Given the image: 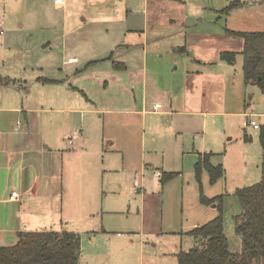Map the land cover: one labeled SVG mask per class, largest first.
Listing matches in <instances>:
<instances>
[{
  "label": "rangeland",
  "instance_id": "rangeland-1",
  "mask_svg": "<svg viewBox=\"0 0 264 264\" xmlns=\"http://www.w3.org/2000/svg\"><path fill=\"white\" fill-rule=\"evenodd\" d=\"M81 1L68 0L62 8L54 6L52 0H0V28L4 30L0 35L1 72L32 83V74L40 73H35L38 69L21 70V55L27 50L34 55L30 64L42 62L43 74H50V67L60 58L62 38L56 27L49 28L47 24L65 18L70 10L77 21L90 16L91 6L78 14ZM119 1L113 0L124 8L143 9L137 7L142 0ZM156 1L150 0L148 4L151 23L143 36L144 49L132 48L138 53L135 56L125 52L124 60L135 66L141 58L145 64L147 111L153 110L158 101L163 104L161 111L173 113L147 112L144 121L132 115L134 120L127 122L126 114L115 112L95 123L88 118L94 114L86 113L83 127L90 129L91 150L94 145L108 147V139H115L116 149L109 157L118 163L114 170L103 171L102 157L91 152L88 155L95 166L81 177H95L97 184L85 187V191L70 188L61 197L64 227L80 236L78 264H116L114 258L119 251L109 252V245L119 238L118 232L124 239L131 232L136 234L127 264H177L178 250L187 251L197 245L189 230L219 211L217 200L209 205L200 202V190L209 198L221 196L228 249L233 253L241 250L240 237L234 229L235 217L240 213L235 190L254 184L261 177L264 145L260 141V127L253 128L248 120L264 126V88L244 82L242 40L226 33L225 26L242 31L263 30L264 1L257 0L262 3L255 4L250 0L247 9L232 11L227 22L224 16L218 18L219 10L231 0H187L184 5L179 0H161L163 10L159 7L158 14ZM168 14L176 16L174 22H167ZM29 36L28 49L19 48L17 43L24 44ZM2 38L7 39L6 45ZM41 42L44 51L50 45L53 47L47 53L52 58L45 60L44 53L40 54ZM224 50L236 52L233 63L220 58L219 53ZM87 56L90 55L78 56L79 64L88 60ZM134 94L138 96L136 90ZM120 147L125 151L124 159ZM195 150H212L211 162L222 164L224 176L210 184L203 170L199 184L194 174ZM98 165L101 171L96 173ZM159 170L175 173L163 187L158 185L155 175ZM62 174L67 184L76 179L70 176L67 165ZM122 189L126 193H121ZM138 192L146 193L143 199L148 221L142 228L136 207L140 202ZM152 206L155 216L149 218ZM93 236L96 238L92 239ZM140 244H144L141 249ZM140 251L142 261L138 259Z\"/></svg>",
  "mask_w": 264,
  "mask_h": 264
},
{
  "label": "crops",
  "instance_id": "crops-1",
  "mask_svg": "<svg viewBox=\"0 0 264 264\" xmlns=\"http://www.w3.org/2000/svg\"><path fill=\"white\" fill-rule=\"evenodd\" d=\"M115 2L82 0L80 5H77L78 14L87 11V6H91L93 8L90 11L93 13L90 16H82L77 21L75 16L71 15L74 12L70 10L64 16L66 20L63 18L57 22L49 21L51 24H47V27H56L62 38L60 58L50 67V74H43L42 62L30 64L29 60L34 55H30L27 50L21 55V70L25 72L27 69H38L35 73H40L34 74L32 71V83L21 77L12 78L0 70V246L13 245L20 231L49 230L52 229L50 227H55L52 230L65 229L60 215L63 193L68 192L70 188L85 191V187L97 184L93 180L95 177L92 180H84L81 177L84 173L87 176L89 169L95 166V161H91L88 154L97 153L102 157L100 163L105 167L103 171L115 169V163L118 162L109 157L116 149L115 139H108L111 141L108 147L94 145L91 150L90 129L84 130L83 127L86 113L94 114L88 116L89 122L92 123L105 118L106 114L115 112L126 114L129 119L127 122L138 117L144 121L147 112L173 113L172 110L161 111V103L159 108H154L158 101L154 102L153 110L147 111L145 64L141 58L135 66L128 65L124 60L125 52L136 56L138 51L134 52V49H144L143 36L151 23L148 9L150 0H142V3L138 4V8H143L141 11L118 6ZM67 3L68 0H65L61 7L64 8ZM156 3L158 14L160 8L163 10V5L161 0ZM178 3L184 5L187 0H179ZM254 3L262 2L254 0ZM53 5L58 6L54 3ZM242 9L247 8L245 6ZM230 13L225 17L226 22ZM175 17L168 14L166 20L174 22ZM220 17L221 15L218 16ZM140 34L142 40H139ZM27 38L24 44L18 41L17 46L28 49L27 41L31 37ZM2 41L6 45L7 39L2 38ZM134 41L137 44H133ZM47 42L51 43H44ZM44 43L40 44V54L44 53L42 56L47 60L52 58L51 54L47 53L51 52L53 47L50 45L49 49L44 51ZM112 46L114 49L110 50ZM109 50L110 53L106 54ZM82 54L90 56H87L88 60L83 64H79L78 56ZM74 58L77 60L73 61ZM89 61L96 62L85 68ZM43 78L57 81L44 82ZM6 80L8 82L4 83ZM134 90L138 96L134 94ZM132 115L135 116L134 119ZM204 141L202 137L201 142ZM119 150L124 159L125 151L121 147ZM205 151L195 150L194 153L197 156V153ZM66 165L71 170L70 176L76 178L68 184L64 182L62 174ZM96 168H99L96 173L101 171V165ZM161 173L159 170L155 175L159 179L158 185L163 187L165 183H160ZM12 191H17L19 197L12 198ZM121 193H126V189H122ZM144 194L146 193H140V202L136 204L141 228L148 221ZM128 209L130 212L129 207ZM148 211L149 218L155 216L153 206ZM135 235L131 232L129 237L124 239L118 232L119 238L109 245V252L119 251L114 258L116 264H127L131 249L135 247ZM95 238L96 236L92 237ZM142 247L144 244H140V249ZM178 252L179 250L175 254L176 260ZM138 259L142 261L141 251Z\"/></svg>",
  "mask_w": 264,
  "mask_h": 264
},
{
  "label": "trees",
  "instance_id": "trees-1",
  "mask_svg": "<svg viewBox=\"0 0 264 264\" xmlns=\"http://www.w3.org/2000/svg\"><path fill=\"white\" fill-rule=\"evenodd\" d=\"M264 1V0H262ZM249 3L231 0L219 10L226 17L231 11L247 6ZM225 32L238 36L243 43V76L245 83L257 84L264 88V29L258 31H236L225 27ZM185 50L182 47L181 53ZM219 56L227 63L235 61L236 52L220 51ZM111 59V56L108 57ZM96 61H89L85 68ZM120 65V63H117ZM56 82V79H42ZM6 80L4 83H7ZM260 127V141L264 145V126ZM258 127V128H259ZM211 151L197 153L194 174L200 184L203 170L208 174L210 184L224 176L221 163H212ZM175 176L173 172H162L163 185ZM235 195L240 204V213L235 217V232L240 237L241 250L233 253L228 249L224 234L221 196L206 197L200 190V202L209 205L219 201L218 214L202 224L194 226L189 234L197 245L187 251L179 250L178 264H264V161L261 163L260 180L249 186L237 188ZM80 256V236L70 230H30L18 232L13 245L0 246V264H78Z\"/></svg>",
  "mask_w": 264,
  "mask_h": 264
},
{
  "label": "built area",
  "instance_id": "built-area-1",
  "mask_svg": "<svg viewBox=\"0 0 264 264\" xmlns=\"http://www.w3.org/2000/svg\"><path fill=\"white\" fill-rule=\"evenodd\" d=\"M53 3L55 4V5H63L64 3H65V0H53ZM4 32V30L2 29V28H0V34H2ZM77 59L76 58H74L73 59V61H76ZM160 107V103H157V104H155L154 105V108H159ZM248 123L251 125V126H253V128H258L259 127V125L255 122V120H253V119H249L248 120ZM18 125L19 124H17V127H18ZM69 143H71V140H69ZM11 197L13 198H15V197H19V194H18V192L17 191H12L11 192Z\"/></svg>",
  "mask_w": 264,
  "mask_h": 264
}]
</instances>
